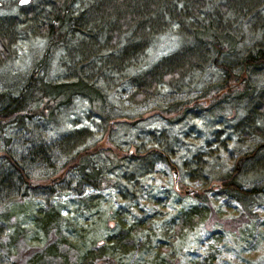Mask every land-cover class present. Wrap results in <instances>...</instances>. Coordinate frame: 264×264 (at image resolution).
I'll return each mask as SVG.
<instances>
[{
    "label": "rangeland",
    "instance_id": "obj_1",
    "mask_svg": "<svg viewBox=\"0 0 264 264\" xmlns=\"http://www.w3.org/2000/svg\"><path fill=\"white\" fill-rule=\"evenodd\" d=\"M40 3L0 0V18H19L10 29L9 56L0 64V90L22 83L42 56L46 38L38 33V16L41 18L47 6ZM29 5L34 8L33 16L24 10ZM260 10L258 18L224 15L237 40L226 59L234 63L237 72L238 60L261 39V28L253 27L255 19L264 17V4ZM206 12L211 9H203L202 17ZM155 18L165 22L164 28L149 39L139 64L129 73L148 69L163 56L195 44L182 24L162 18L160 11ZM66 51L60 46L51 53L50 79L65 80L74 73ZM222 74L221 68L205 58L194 62L178 80L160 84L155 95L141 102L130 98L128 77L114 74L102 81L109 92L106 108L112 117L110 127L91 116L83 98H77L54 122L40 125L30 138L52 141L72 128H90L93 134L87 144L106 148L100 156L103 164L108 163L105 154L113 147L110 142L133 153L156 147L169 157H127L107 172L112 178L110 185L86 187L82 194L73 184L59 180V172L29 164L27 172L34 188L26 196L0 205L2 260L27 264L34 253L49 249L52 260L59 262L64 254V264H73L83 251L108 243L106 237L123 226L131 228L133 245L125 252L107 245L97 264H264V194L257 195L246 211L218 187L219 177L230 172L246 188L259 187L264 181V147L254 157L245 158L256 146L264 145V109L254 108L258 95L264 92V66L248 71L253 86L250 96L238 92L218 101L212 95L200 96ZM189 99L197 105L180 119L164 110L169 102ZM27 138L12 134L9 142L0 138V147L19 156L25 151ZM61 162L58 159L57 165ZM49 179L54 180L52 189ZM50 206L58 216L55 227L44 231L34 217ZM181 215L191 221L177 230L174 224ZM50 243L56 248H49Z\"/></svg>",
    "mask_w": 264,
    "mask_h": 264
},
{
    "label": "trees",
    "instance_id": "obj_2",
    "mask_svg": "<svg viewBox=\"0 0 264 264\" xmlns=\"http://www.w3.org/2000/svg\"><path fill=\"white\" fill-rule=\"evenodd\" d=\"M216 1L39 0L41 5L47 6L46 10H42L41 18L38 16V33L46 38L42 56L33 64L22 83L14 89L0 90V138L9 142L12 134L28 136L25 151L19 156L8 148L0 147V205L15 197L26 196L29 189L34 188L27 172L29 164L59 172V180H66L69 186L73 184V189L82 194L86 187L99 189L110 185L112 178L107 172L121 165L127 157L157 155L168 160L169 155L156 147L133 153L110 142L113 147L105 154L108 163L103 164L100 156L106 148L87 144L93 134L88 127L72 128L52 141L30 138L40 125L57 120L59 114L77 98L86 99L91 116L100 118L110 127L112 117L106 108L109 92L102 81L114 74L124 73L128 77L132 88L130 98L141 102L155 95L160 84H171L184 76L194 62L207 58L221 68L223 74L200 96L212 95L215 100L236 96L238 92L250 96L253 86L248 81V71L264 66V17L255 19L253 27L261 28V39L238 60L237 72L234 63L232 65L226 59L235 50L237 40L230 29L232 24L224 21V15L231 13L244 19L249 15L261 17L264 0H220L221 3L219 1L213 7ZM207 8L211 12H206L202 17V10ZM24 10L27 15L33 16L34 8L31 5ZM157 11L161 12L162 18L169 17L171 21L188 28L185 33L195 44L163 56L148 69L129 73L139 64L149 39L164 28L165 22L155 18ZM18 21L16 16L0 18V64L9 56L10 29L15 28ZM181 30H184L183 27ZM60 46L67 48L65 56L70 59L74 73L65 80L56 81L47 77V70L51 53ZM255 104L254 108L259 111L264 109V92L258 95ZM196 105L194 99L176 100L169 102L164 110L177 114V119H180ZM38 121L41 123L36 124ZM262 146H256L245 158L254 157ZM58 159L62 160L60 165H57ZM218 180L220 192L237 200L246 211L257 195L264 194V181L259 187L246 188L234 172ZM53 181L48 180L51 189ZM57 216L58 211L50 206L39 210L34 219L38 227L47 231L55 227ZM190 221L189 216L181 215L174 227L180 230ZM130 229L120 227L106 237L108 243L97 250L83 251L73 264H97L107 245L114 251H128L133 245ZM48 246L56 248L54 243ZM51 254L49 249L36 252L27 264H64L67 260L64 254L61 261L52 260L54 257ZM1 256L0 264H6Z\"/></svg>",
    "mask_w": 264,
    "mask_h": 264
},
{
    "label": "water",
    "instance_id": "obj_3",
    "mask_svg": "<svg viewBox=\"0 0 264 264\" xmlns=\"http://www.w3.org/2000/svg\"><path fill=\"white\" fill-rule=\"evenodd\" d=\"M192 190H187V192H191Z\"/></svg>",
    "mask_w": 264,
    "mask_h": 264
},
{
    "label": "snow or ice",
    "instance_id": "obj_4",
    "mask_svg": "<svg viewBox=\"0 0 264 264\" xmlns=\"http://www.w3.org/2000/svg\"><path fill=\"white\" fill-rule=\"evenodd\" d=\"M24 2H27V0H24Z\"/></svg>",
    "mask_w": 264,
    "mask_h": 264
}]
</instances>
